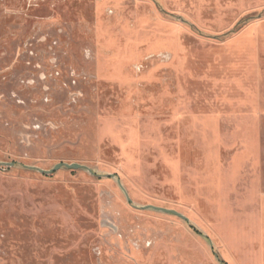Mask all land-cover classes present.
<instances>
[{"label":"rangeland","instance_id":"obj_1","mask_svg":"<svg viewBox=\"0 0 264 264\" xmlns=\"http://www.w3.org/2000/svg\"><path fill=\"white\" fill-rule=\"evenodd\" d=\"M0 161V264H264V0H0Z\"/></svg>","mask_w":264,"mask_h":264},{"label":"water","instance_id":"obj_2","mask_svg":"<svg viewBox=\"0 0 264 264\" xmlns=\"http://www.w3.org/2000/svg\"><path fill=\"white\" fill-rule=\"evenodd\" d=\"M15 163L14 162H3V161H0V165H7V166H13ZM63 167H66V168H69V169H81V168H85V165H82L80 163H77V162H74V163H65V162H61V163H58L56 164L52 169L50 170H43V169H40V171L42 173H46V174H51L53 173L54 171L56 170H59ZM111 177H114V175H110ZM118 183L120 185V187H122V189L125 191L126 193V196H127V199L129 202H132V199L130 197V195L127 193V191L125 190L121 180H118ZM143 209H156V210H159V211H163V212H166V213H172V214H175L183 219H185L186 221H189L190 219L185 216L184 214H182L181 212L175 210V209H169V208H166V207H161V206H155V205H146L144 207H142ZM213 246V244H211ZM216 255L218 256V253H216Z\"/></svg>","mask_w":264,"mask_h":264}]
</instances>
